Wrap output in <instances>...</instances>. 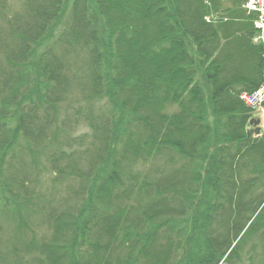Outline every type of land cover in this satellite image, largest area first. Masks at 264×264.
<instances>
[{"label":"trees","instance_id":"16d2710c","mask_svg":"<svg viewBox=\"0 0 264 264\" xmlns=\"http://www.w3.org/2000/svg\"><path fill=\"white\" fill-rule=\"evenodd\" d=\"M11 1L0 213L17 226L0 264H264V122L247 138L239 99L262 49L243 0Z\"/></svg>","mask_w":264,"mask_h":264},{"label":"rangeland","instance_id":"374dc122","mask_svg":"<svg viewBox=\"0 0 264 264\" xmlns=\"http://www.w3.org/2000/svg\"><path fill=\"white\" fill-rule=\"evenodd\" d=\"M226 1H230V0H226ZM239 1V0H238ZM10 10H12V11H17V10H19L20 9V3H19V1H17V0H12L11 2H10ZM263 115H264V111L263 110H258V111H255V112H253L252 114H251V116L252 117H258V118H260L261 119V121H262V123H263ZM262 125V124H261ZM84 134H89V132L87 131V129H86V127H83V126H81V127H79V129L78 130H76L73 134H72V138H74V139H77V136H81V135H84ZM39 180H40V183L41 184H39V185H41V187L42 188H46V187H48V186H52V183H51V180H50V177L48 176V175H44V176H40L39 177ZM15 189H16V187H15ZM14 188L12 189L11 188V190L12 191H16ZM5 190V189H4ZM1 195V194H0ZM5 196L7 197V199H11V195H10V192H9V189L8 190H6L5 191ZM9 199V200H10ZM7 217L6 216H4V214H2V213H0V224L3 226H1L3 229H4V233L2 234V233H0L1 234V239H0V250H2L3 248H4V242H6V244L7 243H10V244H13L12 242L13 241H11L12 239L10 238V237H12L13 236V231L14 232H16L15 230H14V228H16V226H17V224H16V222H14V221H9V220H7L6 219ZM32 220H34V219H32ZM26 221H27V223H28V225L29 226H31L30 225V222H28V220L26 219ZM38 223V221H35V223H33L34 225L35 224H37ZM42 233H44V234H49V230H47V227H44L43 228V230H42ZM43 235H38L37 237H42ZM19 241L17 240H15V242L14 243H18ZM7 246V245H6ZM28 257H29V255H28Z\"/></svg>","mask_w":264,"mask_h":264},{"label":"built area","instance_id":"2783aa9c","mask_svg":"<svg viewBox=\"0 0 264 264\" xmlns=\"http://www.w3.org/2000/svg\"><path fill=\"white\" fill-rule=\"evenodd\" d=\"M244 8L248 14H255V41L262 47L264 64V0H245ZM264 77V68H263ZM241 99L252 110L258 109L264 102V81L262 85L251 95H242Z\"/></svg>","mask_w":264,"mask_h":264},{"label":"water","instance_id":"95a60500","mask_svg":"<svg viewBox=\"0 0 264 264\" xmlns=\"http://www.w3.org/2000/svg\"><path fill=\"white\" fill-rule=\"evenodd\" d=\"M250 126H252L253 128H251V129H249L248 131H247V133H246V136H247V138H249V137H251V136H253V135H259L260 134V132H261V129L258 127L259 126V124H260V120H252V121H250Z\"/></svg>","mask_w":264,"mask_h":264}]
</instances>
